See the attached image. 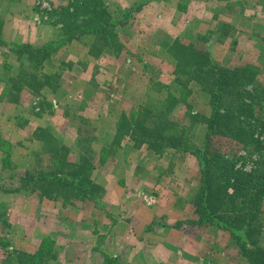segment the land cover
I'll use <instances>...</instances> for the list:
<instances>
[{"label": "rangeland", "instance_id": "1", "mask_svg": "<svg viewBox=\"0 0 264 264\" xmlns=\"http://www.w3.org/2000/svg\"><path fill=\"white\" fill-rule=\"evenodd\" d=\"M103 1L110 11L130 9L131 12L125 23L127 26L115 29L119 49L114 52L103 50L93 55L89 51L93 58L88 59L85 46V49L81 46L76 50L69 42L42 61L7 53L4 47L0 49V264H107L108 261L109 264H180L177 257L189 260L190 264H257L253 252L241 249L228 231L215 226L192 228L184 225V221L196 217L189 202L199 187L200 169L196 156L184 152L179 163L172 166L179 171L175 179L180 185L176 189L168 185L161 189L162 184L158 183L165 178L157 173L158 170L145 184L125 181L114 184L117 175L101 172V159L111 147L118 146L117 123L124 114L116 121L114 138L108 148V145H102L105 142L102 134L109 127L107 116L112 117L117 112H95L92 108L89 113H82L77 110L79 98L75 93L71 95L65 91L67 86L70 87L71 76L77 71L78 64L88 66L91 62L95 68L105 70L98 71L96 78L103 91L114 80L119 63L120 74L149 75L150 85L157 88L155 106L141 107L138 116L133 111L127 112L130 117L127 119L149 123L158 120L162 111L172 122L167 132L186 136L188 144L201 145L206 131V122L202 118L210 115L209 94L188 71L192 65L186 66L184 72L178 71V60L168 48L174 40H179L182 46L214 59L223 69L242 68L245 75L255 72L253 78L244 80H248L244 84L235 88L230 86L224 103L228 108L237 101L251 104L252 115L244 112L239 116L236 111L235 115L245 132L264 146V0ZM0 2V10L18 15L17 20L10 21L11 26L6 32L11 38L6 39L3 32L4 40L22 43L25 34H29L31 39H37H33L32 44L40 45L62 37L64 26L68 24L64 9L71 11L69 5L73 0ZM23 20L25 25H18L22 29L18 34L20 40L16 38L15 34L19 32L14 28ZM133 24L159 27L155 41H149L155 48L147 55L148 60L136 58L135 51H140L139 46L126 38L127 34L134 35ZM213 35L220 38L214 40ZM84 37L93 41L90 35ZM92 41L87 42L88 45ZM173 49L179 51V48ZM111 53L117 55V62L102 59ZM101 55L103 57L99 58ZM145 81L138 82L137 87H143ZM108 96L118 100L114 99L117 94ZM105 104L109 105L108 101ZM59 106L60 116L54 122L55 119L47 115ZM38 116L41 118L37 119ZM91 121L95 127L91 128ZM60 124L63 131L56 129ZM25 125H28L26 129ZM28 137L43 140L27 144L34 152L29 160L25 159ZM96 145L103 149H96ZM249 146L224 128L219 134L212 135L207 156L211 159L213 154L221 155L230 159L235 169L251 172L258 170L259 162L264 160V149L257 151L254 145ZM54 148L65 152L63 157L67 162H78L82 156H87L92 163L90 176L100 188L104 185L101 180L108 184L113 181L109 196L100 190L96 198L82 202L73 197L66 199L58 193L47 196L39 190L20 191L21 194L14 191L19 186V175L25 171L49 170L56 166V160L61 156L57 151L59 157L55 158ZM164 151L169 152L168 149L152 152ZM210 159L208 165L213 170ZM158 166L167 170L170 167L168 161ZM167 177L170 179L171 176ZM103 197L109 199L111 205L102 203ZM169 201L176 206L167 208ZM244 234L250 243L264 251V199Z\"/></svg>", "mask_w": 264, "mask_h": 264}, {"label": "trees", "instance_id": "2", "mask_svg": "<svg viewBox=\"0 0 264 264\" xmlns=\"http://www.w3.org/2000/svg\"><path fill=\"white\" fill-rule=\"evenodd\" d=\"M69 6L72 8L71 11L64 9L68 24L67 26L64 24L62 37L40 45L7 43L3 38V21L0 19V49L4 47L7 53L27 55L31 59L38 58L43 61L59 46L84 35L93 38L89 50L93 55L103 50L119 49L115 29L125 25L131 15L130 9L110 11L103 0H73ZM170 46L169 52L178 60V71L184 72L186 66L192 65L188 71L209 94L210 115L208 118H202L206 122L202 144L198 146L188 144L186 136L167 132L172 122L165 118L166 114L162 111L157 116L158 120L149 122L152 123L151 126L144 120L131 121L123 115L118 120L115 137L117 136L120 141L124 135H128L135 147L146 144L147 148L154 152L173 149L196 156L200 169L199 187L190 201L196 217L184 221V225L188 224L192 228L215 226L226 230L241 249L253 252L257 264H264V251L251 242L252 248L250 241L244 236L264 199V160L259 162L258 170L243 172L241 169H235L228 158L218 154H213L211 159L207 156L212 135L219 134L224 128L239 141L250 144V148L254 145L257 151L264 149L257 138L245 132L239 117L235 115V111L239 116L244 112L252 115L254 109L251 104L237 101L232 108H228L224 103L225 94L229 92L230 86L235 88L244 84L248 81L244 80L253 78L255 72L245 75L242 68L223 69L216 65L214 59L182 46L179 40H174ZM173 48H179V51ZM42 61L38 65H41ZM52 151L55 153V158L61 156L56 160V166L49 170L25 171L19 175L17 179L19 186L14 191L39 190L47 196L58 193L63 194L66 199L73 197L82 202L96 198L101 188L90 176L92 170L90 159L82 156L78 162H67L63 157L65 152H60L57 148ZM57 151L60 152L59 156ZM209 159L213 164V170L209 168Z\"/></svg>", "mask_w": 264, "mask_h": 264}, {"label": "crops", "instance_id": "3", "mask_svg": "<svg viewBox=\"0 0 264 264\" xmlns=\"http://www.w3.org/2000/svg\"><path fill=\"white\" fill-rule=\"evenodd\" d=\"M2 5V3L0 2V6ZM6 5V4H5ZM13 11V10H12ZM18 15H15L14 13L11 14L8 11L5 10H0V18L3 17L2 21H3V32H4V37L7 38H11L10 36L6 35L7 30L10 28L11 23L10 21H14L17 20ZM23 19H25V17H22ZM17 28H14L15 32H19L16 33L15 36L16 38L20 39V36L18 34L22 33V29H20L18 27V25H25V21L23 20L22 22H17L16 23ZM134 25V26H133ZM132 26L135 29V33L134 35L131 37L129 34L126 35V38H128L133 45L135 46H139L140 51H135V56L136 58H142V60H148V56L155 48L154 43L151 44L149 41L151 39H153L155 41V35H156V31L158 30V26L156 24L153 25H136L133 24ZM127 25H122L119 26L118 28H124ZM20 29V30H19ZM169 31V30H167ZM26 33V30H25ZM144 34L149 35V38H146L144 36ZM130 36V37H129ZM40 40H42V37ZM38 38V39H39ZM220 36L219 35H213V39H219ZM33 39L35 38H30L29 34H25V39L21 40L22 43H33L35 42ZM135 39V42L134 40ZM37 41V39H35ZM92 41V39L90 37H81L80 39H76L70 42V46H73L74 49L78 50L81 46H85V51L88 55V59L90 57L93 58V55L89 54V45L87 42ZM9 41V40H8ZM41 42V41H38ZM44 42V40H43ZM122 42H124L122 40ZM83 43H86L85 45ZM114 52V51H112ZM77 53V52H75ZM116 53V52H115ZM116 56V57H115ZM103 55H101L99 58H102ZM102 59L104 60H111V61H118V57L116 54L111 53V55H107L105 54V57H103ZM103 60V61H104ZM87 61V60H86ZM92 63L90 62L88 66H82L80 64H78L77 66V71L73 72V76H71V81L67 89L65 91V93H70L72 95V93H75V96H77L79 98V100H76V102L79 104L77 107V110L85 113L88 111V113L90 112V110L93 108V110H95V112L98 111H103V112H117L114 116L111 117V115L109 114L108 116L105 114V116H107L108 122L106 125H109L107 131L105 130V132L102 134L104 135L103 138H105V142L102 143V145H108L106 147L110 148L111 146V142L114 138V133H115V124L117 119H119V116L121 114H127L130 112H134L133 114H135L136 116H138L137 112H139L140 110H142L141 107H145L150 109L152 107L155 106V103L157 101L156 98V91L157 88L152 87V85H150V76L148 75L146 77V75H142V74H138L134 75L133 73H128V72H123L122 74H120L121 67L118 64L117 65V72L114 73V70L111 73H114V80H112L111 84L108 85V87L101 91L99 89V84L96 82V78H97V74L98 71H105L104 69H99V68H95L93 65H91ZM93 67V68H92ZM108 69H110L108 67ZM114 69V68H113ZM111 70V69H110ZM124 71V70H123ZM109 72V70H108ZM116 75V76H115ZM135 76V77H134ZM146 79L145 84L143 85V87H137V83L141 82L142 80ZM141 80V81H140ZM106 81V80H104ZM109 83V81H106V83ZM85 84V86H83L82 84ZM114 93L117 94V97H114V99H118V100H111L108 96L109 94ZM106 101H108L109 105L105 104ZM152 106V107H151ZM60 106L56 109L53 108L52 110V114H49L47 116H51L53 117L54 122H56V118L60 115H58V111H59ZM46 115V114H45ZM135 116V117H136ZM41 117L38 116L37 119H40ZM99 120V117H97ZM113 118V120H112ZM127 118L128 114H127ZM51 120V118H49ZM35 125H38L37 127H40V124H38L37 122H34ZM70 123H72V121H70ZM91 124V128L95 127L93 121L90 122ZM28 125H25V129ZM62 125H57L56 129L58 130V128H61L62 130ZM30 129H34V128H30ZM59 129V131H61ZM63 131V130H62ZM57 133V132H56ZM62 133V132H61ZM55 137H57L55 135ZM102 140V139H100ZM35 141H40L43 142V140H36L33 139L31 137V139L28 137L27 142H25L27 149L25 148V159L29 160L31 159L34 154L33 152V147L31 145H27V144H32ZM40 147V146H39ZM102 147V146H101ZM100 146L98 147L96 145V149L100 148V150H102L103 148H101ZM40 147V151H41ZM167 150V149H165ZM169 152L164 151L163 153H154L152 151H149L148 148H146V146L143 144L141 145V147L137 148L133 145V140L128 136V135H124L120 141L118 146H113L109 149V152L105 153L101 159V172H103L104 174H116L117 175V179L115 178V181H111L110 184L108 183H104L101 180V183H103L104 185H101V191H103V194L108 197L109 193L112 191V182L114 184L116 183H123V181L127 182V183H138V184H145L147 182V180L150 179L151 176H153L156 171L158 170V174L162 175L165 178V181H159L158 185L162 184L160 187L161 189H166L167 185L170 186L173 189H176V187L178 185H180V183L175 179V176L178 175V168H174L172 169V166L175 163H179V157L181 154L184 155V151H178V150H173V149H168ZM42 152V151H41ZM43 153V152H42ZM169 155V156H168ZM100 159V157H98ZM168 161L170 167L169 170L165 169H160L158 164H162L165 165V162ZM111 162V163H109ZM30 163V162H29ZM173 163V164H172ZM31 164V163H30ZM106 167V168H105ZM178 167V166H175ZM171 168V169H170ZM190 171V170H189ZM191 174V172H190ZM171 176L170 179H168L167 176ZM104 176V175H103ZM139 177V178H138ZM114 180V177H113ZM145 182V183H144ZM184 184V182H183ZM186 184V183H185ZM193 183L188 185V187L186 188L187 190H190V188L192 187ZM196 185V183H195ZM23 192V191H22ZM8 195L10 193H7ZM19 194H21V192H19ZM26 197V196H25ZM191 201V198L189 200V202ZM102 203H104L106 206L107 205H111L109 204V199H106L105 197L102 198L101 200ZM114 203V202H112ZM42 204V202H41ZM60 205V203H59ZM114 205V204H112ZM171 206H176L174 203H171L170 201L168 202V204L166 205V207L170 208ZM41 207V206H40ZM166 208V209H167ZM56 212V210H55ZM59 212V211H58ZM117 225H115L116 227ZM121 225H119L120 227ZM145 229V228H144ZM143 231V229H142ZM176 231V230H175ZM180 264H190L188 261H185L184 259H180V258H175ZM178 262H174V263H178Z\"/></svg>", "mask_w": 264, "mask_h": 264}]
</instances>
